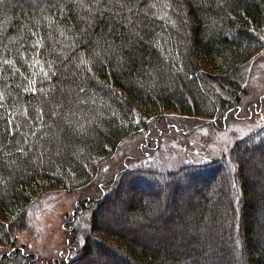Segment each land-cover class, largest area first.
<instances>
[{
    "label": "trees",
    "instance_id": "trees-1",
    "mask_svg": "<svg viewBox=\"0 0 264 264\" xmlns=\"http://www.w3.org/2000/svg\"><path fill=\"white\" fill-rule=\"evenodd\" d=\"M263 47L264 0H0V264H34L13 244L34 200L94 180L147 119L239 118ZM258 122L227 156L122 168L42 264H264Z\"/></svg>",
    "mask_w": 264,
    "mask_h": 264
},
{
    "label": "rangeland",
    "instance_id": "rangeland-1",
    "mask_svg": "<svg viewBox=\"0 0 264 264\" xmlns=\"http://www.w3.org/2000/svg\"><path fill=\"white\" fill-rule=\"evenodd\" d=\"M240 76L239 118L223 121V125L210 124L207 118L183 116L175 112H166L162 119H147L145 127L121 141L94 180L70 191L49 188L35 199L28 211V228L15 235L13 244L35 253L34 264L59 257L66 251L67 222L74 216L78 202L96 197L103 184L122 168L136 164L138 159L170 167L227 156L235 141L247 134L254 122L260 121L256 123L259 124L264 121V47L243 65ZM222 93L230 96L228 92ZM79 220L83 223V219ZM111 224L113 228L122 227L123 221L121 224L112 221ZM82 227L87 229L88 223ZM11 247V244L0 242V256ZM105 261L108 264V260Z\"/></svg>",
    "mask_w": 264,
    "mask_h": 264
},
{
    "label": "snow or ice",
    "instance_id": "snow-or-ice-1",
    "mask_svg": "<svg viewBox=\"0 0 264 264\" xmlns=\"http://www.w3.org/2000/svg\"><path fill=\"white\" fill-rule=\"evenodd\" d=\"M35 91V89H33Z\"/></svg>",
    "mask_w": 264,
    "mask_h": 264
}]
</instances>
